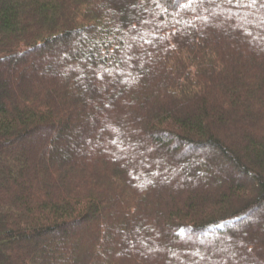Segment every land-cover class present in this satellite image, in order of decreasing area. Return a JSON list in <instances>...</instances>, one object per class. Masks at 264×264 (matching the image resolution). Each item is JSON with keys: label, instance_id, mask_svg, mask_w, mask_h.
<instances>
[{"label": "trees", "instance_id": "obj_1", "mask_svg": "<svg viewBox=\"0 0 264 264\" xmlns=\"http://www.w3.org/2000/svg\"><path fill=\"white\" fill-rule=\"evenodd\" d=\"M0 79V264H264V0H0Z\"/></svg>", "mask_w": 264, "mask_h": 264}, {"label": "rangeland", "instance_id": "obj_2", "mask_svg": "<svg viewBox=\"0 0 264 264\" xmlns=\"http://www.w3.org/2000/svg\"><path fill=\"white\" fill-rule=\"evenodd\" d=\"M216 21H219V17H216ZM226 22H228V23H232V21L231 20H228V19H226L225 20ZM243 25H244V22H241ZM237 33L239 34V35H243V31L242 30H238L237 31ZM24 58H22V59H18V60H15L14 58H12L10 61H9V65H10V69L11 70H13L17 65H19V64H21V63H23V60ZM37 69H39V67H36V70ZM51 72V70L50 69H47L46 70V73H50ZM1 79H0V94H2V93H4L5 92V89L6 88H4L3 86H2V84H1ZM73 144H75V146H77L76 144H77V141H75V142H72ZM174 143V142H173ZM172 143V144H173ZM175 144V143H174ZM56 152L58 153V154H61L60 153V151H59V149L58 148H56ZM208 152V154H209V156H210V158H211V160L214 162V164L216 165V167L218 168V169H221V170H224V173L226 174V177L227 178H231V179H234V178H238L239 180H241V181H243L245 184H251L250 182V179L249 178H247V177H244V176H242V175H240V174H238L232 167H229L227 164H225L221 159H220V157H219V155L216 153V152H213V151H207ZM63 153V152H62ZM185 166V165H184ZM182 167V169H183V171L184 172H186V167ZM202 176V175H201ZM191 182H193V181H191ZM194 183V182H193ZM197 184H199V183H197ZM253 216H257V217H260V218H262V219H264V210H259V211H255V212H253V214H252V216L250 217L251 219H249L248 220V222L246 223V225H250V228L251 229H256V222H255V219L253 218ZM261 229V228H260ZM262 230V232H264V228H262L261 229ZM82 231V227H77V228H75L74 229V232H81ZM264 236V235H263ZM60 241H64V240H62V239H60ZM70 241V240H69ZM59 242V241H58ZM76 242V241H75ZM155 253H159V251H154ZM202 261V260H201ZM53 264H66V262H63V261H61V260H58L57 262H55V263H53ZM213 264H218V261H216L215 263H213Z\"/></svg>", "mask_w": 264, "mask_h": 264}, {"label": "snow or ice", "instance_id": "obj_3", "mask_svg": "<svg viewBox=\"0 0 264 264\" xmlns=\"http://www.w3.org/2000/svg\"><path fill=\"white\" fill-rule=\"evenodd\" d=\"M251 2H252V3H255V2H256V0H251Z\"/></svg>", "mask_w": 264, "mask_h": 264}]
</instances>
